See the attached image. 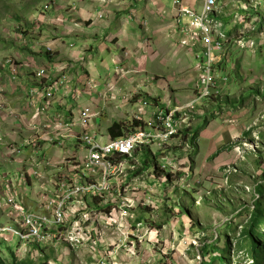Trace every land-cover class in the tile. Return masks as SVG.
<instances>
[{
    "label": "built area",
    "instance_id": "1",
    "mask_svg": "<svg viewBox=\"0 0 264 264\" xmlns=\"http://www.w3.org/2000/svg\"><path fill=\"white\" fill-rule=\"evenodd\" d=\"M172 1L170 35L175 46L192 55L195 93L188 101L170 108L152 106L150 99L140 98L134 120L123 136L112 139L109 131L103 130L98 122L102 105L84 106L76 101L75 108L68 112V104L62 102V108L56 109L54 99L68 75L62 73L58 78L51 65L35 71L34 84L28 91L32 135L18 144L6 141L0 134V148H5L7 162L16 166L0 177V205L11 223L0 225V233L18 237L19 250L31 245L42 250L63 243L78 247L95 244L98 238L114 241L116 245L112 246L118 250L119 242L140 238L143 223L139 221L138 209L156 208L166 188L172 184L170 191L174 190L175 181L171 178L176 173L169 170L167 160L175 148L184 146V133L188 134L196 118L205 114L209 102L226 94L231 79L220 65L223 53L228 47L254 49L255 42L246 33L260 29L262 32L264 10L260 0H194L193 4ZM50 8V4L45 7L46 11ZM103 17L104 13L100 15ZM228 17L232 18L236 35L230 41L226 31ZM239 23L243 24L241 29ZM47 53L51 55L53 50L49 48ZM5 64L12 66V79L18 80L13 59ZM121 68L128 73L125 66ZM142 83L138 81L131 91L120 81L104 85L97 81L91 90L99 92L105 87L99 92L102 103L108 99L129 101L141 94L140 89L146 86ZM6 86L0 84V110L13 112L4 98ZM147 110L150 113L146 118ZM21 119L23 123L28 121L26 115ZM256 145L254 140L242 137L238 156L244 158V153L255 150ZM48 146L66 149L61 163L56 164L46 154ZM191 147L188 142L184 149ZM154 148V166L150 161L146 167L137 155ZM140 168L143 173L138 172ZM185 178L179 180L180 185ZM34 185L38 210L25 201V193ZM112 255L109 251L108 256Z\"/></svg>",
    "mask_w": 264,
    "mask_h": 264
},
{
    "label": "rangeland",
    "instance_id": "2",
    "mask_svg": "<svg viewBox=\"0 0 264 264\" xmlns=\"http://www.w3.org/2000/svg\"><path fill=\"white\" fill-rule=\"evenodd\" d=\"M193 1L191 0V4ZM52 2L53 0H0V45L5 44L10 48V45H13L11 43L16 41L14 38L18 36V32H23L21 23L25 21L20 16L19 9L23 8L28 14H42L43 10H46L44 8ZM260 2L264 10V0ZM169 4L171 5V1ZM262 14L264 16V11ZM238 25L239 29L243 26L241 23ZM226 26V31L231 36L230 41L236 36L232 18L228 17ZM260 31L261 29L246 33V36L250 35L255 42L254 49L228 47L229 44L225 46L228 48L223 53L220 65L222 64V70L230 75L229 94L214 97L207 105L209 110L194 122L188 134L184 133L183 145L189 142L192 149L185 150L184 146L180 145L168 158L169 170L176 173L172 174L171 178L175 181L174 190L170 191L172 184L166 188L165 195L156 208L138 209L139 221L143 223L139 231L140 238L130 237L126 242H119L118 250L112 246L116 245L114 241L102 238H98L95 244L78 247L63 243L42 250L34 245L19 250L21 242L18 237L11 233H0V264H102L103 261L106 264H264V221L252 229L256 233L253 235L258 249L256 260L252 257L254 251L248 235L254 208L264 209V29ZM170 37L172 38V35ZM148 40L151 43L153 39L149 37ZM172 44L178 49L173 38ZM164 52L161 51L163 55L157 58L155 63H152L153 58L151 59L150 55H146L139 60L135 69L127 68L128 73L124 70L119 77L111 75L110 80L120 81L129 87L133 81H142L146 86L140 89V95L125 101L126 117L122 114L124 110L120 108L121 100L108 99L101 114L102 124L111 119L114 123L131 125L134 110H138L135 103L143 97L150 99L152 106L160 104L164 108L186 102L182 95L193 91L196 81L191 75L194 60L190 58V61L188 59L185 64H177L175 67L158 66L156 62L164 61ZM10 59L8 57L3 61L5 63ZM106 61L111 64L108 52ZM178 61H184L181 55L177 56ZM134 70L143 72L137 74ZM97 81L99 80H95ZM92 87L93 83L91 89ZM133 88L129 89L133 91ZM221 98H224L222 102ZM87 104L91 105L92 101ZM71 106L66 108L68 112ZM75 106L76 103L72 108ZM108 107L112 109H108L106 113ZM152 110L153 108H150V111ZM150 111L145 113L146 118L149 117ZM209 124H212L211 130L206 136H202L200 153L197 155V138ZM214 124L238 127L242 134L226 145L220 143L212 157L206 158L213 146L212 134L216 131L213 130ZM103 126L105 127V124ZM104 131L107 133V130ZM242 137L257 143L255 150L244 153V158L237 154ZM71 148L73 147L69 146V149ZM226 150L234 151L235 156L224 159L231 155L221 154ZM53 151L62 156L65 155L66 149L51 146L46 148V154L49 156H52ZM155 153L156 148L143 150L137 157L141 164L148 167ZM217 155L220 163L211 162ZM153 166L151 161V167ZM7 170H2L0 166V177ZM138 172L143 173V169L140 168ZM183 176L186 177L185 183L180 185L179 180ZM35 188L37 187L34 185L27 190L29 194L26 198L32 202H36ZM34 209L38 210L37 207ZM9 224L11 223L8 216L0 205V225ZM107 249L113 253L112 257L108 256ZM216 256L221 258L216 259Z\"/></svg>",
    "mask_w": 264,
    "mask_h": 264
},
{
    "label": "crops",
    "instance_id": "3",
    "mask_svg": "<svg viewBox=\"0 0 264 264\" xmlns=\"http://www.w3.org/2000/svg\"><path fill=\"white\" fill-rule=\"evenodd\" d=\"M182 3L191 4V0H182ZM50 5L51 8L43 10L42 14L39 12L28 14L23 8L19 9L20 16L26 22L21 23L23 32L19 31L20 36L13 37L16 41L11 43L13 45H10V48L5 44L0 45V84L6 83L4 98L14 109L13 112L0 110V134L4 135L6 141L22 144L25 138L32 135L28 91L34 84L35 71L40 67L51 65L58 78L62 77V73L68 75V79L64 80L63 86L56 94L53 106L61 109V103L65 102L72 105L71 109L76 101H81L84 106L104 107L105 103H102L99 92L105 87L102 86L99 92H92V83L95 80H99L103 85L106 82H113L110 80L111 75L119 77L125 70L121 66L135 69L139 60L146 55H150V58H153L152 63H155L154 61L163 55L161 51L164 50V61L156 64L172 67L178 66L177 64L183 65L192 58L188 51L177 49L172 44L170 37L174 17L172 0H53ZM102 13L104 17L100 18ZM149 37L153 39L151 43ZM47 48L53 50L52 56L47 55ZM107 52L111 64L106 61ZM125 52H129V56H125ZM178 55L183 57L182 63L177 62ZM8 57L14 61L18 80L12 79V66L6 65L3 61ZM135 85L136 82L133 81L131 87L124 86L133 88ZM195 88L196 81L193 91H187L182 95L185 101L193 96ZM229 89L230 87L226 89V96ZM221 99L222 102L224 98ZM89 101H92L91 105L87 104ZM119 103L120 108L124 110L122 114L126 117L125 101ZM108 109L112 107H108L106 113ZM207 110L208 107L205 111ZM23 115L28 117L25 123L21 119ZM98 122L103 130L107 131L114 123L111 119L106 120L103 123L104 127L101 117ZM211 126L212 124H209L203 129L197 138V155L200 153L199 144L202 136L209 133ZM213 128L216 130L212 134L213 146L206 158L212 157L220 143L226 145L242 134L240 128L225 124L222 126L214 124ZM47 152L50 154L49 150ZM222 153H231L230 157L228 155L224 159L235 156V152L231 150ZM51 155L56 164L62 162L63 155L61 156L59 152L53 151ZM219 155L211 162L220 163L217 159ZM9 164L6 160V150L2 147L0 148L2 170L16 168ZM28 194L25 193L26 204L33 209L38 208L36 202L26 198Z\"/></svg>",
    "mask_w": 264,
    "mask_h": 264
},
{
    "label": "trees",
    "instance_id": "4",
    "mask_svg": "<svg viewBox=\"0 0 264 264\" xmlns=\"http://www.w3.org/2000/svg\"><path fill=\"white\" fill-rule=\"evenodd\" d=\"M128 128L126 123H114L109 129V134L111 136L112 139L114 138H118L121 137L125 134L126 129ZM197 138V135L195 136V140ZM171 176V175H170ZM264 221V209L262 208H254L252 216L250 218V232H248L249 238L251 239V244L253 246V254L252 257L254 258V260L258 259V249L256 247L255 241L253 239V235L256 233H254V231L252 230L254 227H256L260 222ZM257 236H261V234H257ZM217 258H221V256H216ZM223 258V257H222ZM223 260H225L223 258Z\"/></svg>",
    "mask_w": 264,
    "mask_h": 264
}]
</instances>
